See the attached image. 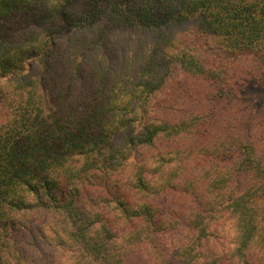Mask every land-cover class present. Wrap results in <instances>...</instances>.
I'll return each instance as SVG.
<instances>
[{
    "label": "trees",
    "instance_id": "1",
    "mask_svg": "<svg viewBox=\"0 0 264 264\" xmlns=\"http://www.w3.org/2000/svg\"><path fill=\"white\" fill-rule=\"evenodd\" d=\"M263 79L264 0H0V264H264Z\"/></svg>",
    "mask_w": 264,
    "mask_h": 264
},
{
    "label": "rangeland",
    "instance_id": "2",
    "mask_svg": "<svg viewBox=\"0 0 264 264\" xmlns=\"http://www.w3.org/2000/svg\"><path fill=\"white\" fill-rule=\"evenodd\" d=\"M247 59H249V58H246V59H245V58H243L241 61H242V62H246V63H248V64H249V62L247 61ZM263 81H264V79H263Z\"/></svg>",
    "mask_w": 264,
    "mask_h": 264
}]
</instances>
